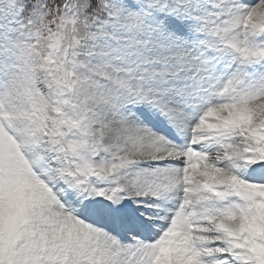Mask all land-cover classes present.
<instances>
[{
	"label": "snow or ice",
	"instance_id": "obj_1",
	"mask_svg": "<svg viewBox=\"0 0 264 264\" xmlns=\"http://www.w3.org/2000/svg\"><path fill=\"white\" fill-rule=\"evenodd\" d=\"M0 264H264V0H0Z\"/></svg>",
	"mask_w": 264,
	"mask_h": 264
}]
</instances>
